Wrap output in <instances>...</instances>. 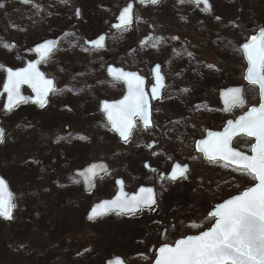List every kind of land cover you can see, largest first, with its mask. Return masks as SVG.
<instances>
[{
	"label": "rangeland",
	"instance_id": "obj_1",
	"mask_svg": "<svg viewBox=\"0 0 264 264\" xmlns=\"http://www.w3.org/2000/svg\"><path fill=\"white\" fill-rule=\"evenodd\" d=\"M129 1L0 0V64L17 67L30 58L31 47L36 43L71 32L72 36L49 61L53 63L49 69L53 68L59 88H72L69 93H83L84 99L92 95L87 83L94 81L91 91L94 89L103 99L112 89L105 77L104 60L128 68L121 53L125 42L129 43L130 36L140 37L145 26L142 20H148L152 37L143 47L148 54L139 55L129 65L132 70L137 67L136 71L149 81L150 66L163 61L171 87L175 84L174 89L183 90L185 96L179 99L178 106H169L171 115L178 119L174 127L165 130V139L152 150L147 162L164 171L176 158L187 161L190 170L186 180L175 185L150 181L156 188L153 208L127 216L114 213L87 224L84 217L88 197H82V188L75 183L69 184L67 193L63 192L60 174L68 172V179L73 180V168L91 161L94 150L102 159L116 146L114 169L122 170L137 185L143 182L140 162L122 154L123 148L109 134L103 114L86 106L88 99L80 103L69 96L47 109L23 104L7 115H3L0 100V119L5 130L0 142V176L7 181L16 205L13 219L0 217V264H104L115 257L127 264H151L155 257L151 249L209 229L213 220L207 214L213 206L254 184V178L246 172L219 163L202 164L199 157L191 155V146L207 129H217L227 119L255 105L256 91L249 87L242 106L223 114L217 90L242 83L239 46L247 35L264 27V0H208L209 14L203 6L193 7L181 0L146 3L134 15L130 29L118 38L111 36L103 50L84 53L83 42L106 31L115 13ZM3 44L13 47L6 49ZM140 59L147 66H140ZM66 66L84 71L66 83L70 77H63L59 69ZM100 67L103 73L97 71ZM173 76L175 81L171 80ZM2 81L0 72V88ZM74 116L88 132L90 142L83 137L68 140V145L62 142L64 138L59 134L76 122ZM173 129L178 135L169 133ZM94 132L95 138L99 137L97 143ZM235 146L241 151L250 148L245 139L237 140ZM51 184L55 195L48 199L45 190ZM33 192L38 196L32 197ZM106 195L105 189L95 193L96 197ZM164 228L167 233L163 237Z\"/></svg>",
	"mask_w": 264,
	"mask_h": 264
},
{
	"label": "snow or ice",
	"instance_id": "obj_2",
	"mask_svg": "<svg viewBox=\"0 0 264 264\" xmlns=\"http://www.w3.org/2000/svg\"><path fill=\"white\" fill-rule=\"evenodd\" d=\"M23 2L30 3L31 0H23ZM148 2L155 5L159 0H148ZM189 2L196 5L203 4L205 11L211 9L208 0H189ZM118 20L119 24L115 25L117 28H124L131 24V3L121 11ZM103 41L104 37L100 36L89 43L99 48L103 47ZM2 46L6 49L13 47L8 44ZM242 48L248 62L244 78L250 84L259 87L261 95L259 108L253 107L235 122L229 121V126L223 133L210 134V138L200 141L198 147L210 161H215L217 158L225 160L228 164L234 165L235 170L251 175L257 183L242 194L219 205L214 212L210 213L215 218V224L209 230L177 240L174 246L163 244L158 249L156 264H264V28H261L257 35L250 37V42L243 44ZM50 50L51 42L40 45L36 49L41 53L42 58L46 57ZM0 68L3 66L0 65ZM7 73L4 87L8 93L6 105L8 110L24 101L25 98L20 95L21 84L32 86L41 107L46 102L43 97L48 92L56 91L52 86L53 82L45 79L34 64H29L27 68L19 71L9 68ZM109 73L116 79L124 78L128 85L129 95L124 100L116 104H103L107 119L127 141L135 127L134 117L143 120L146 126L150 125L148 103L141 87L143 81L134 73L119 72L111 67ZM157 91L158 88L153 87V98H156ZM240 92L239 88L228 90L226 103L229 108L243 102ZM239 134L255 138L256 143L251 147V156L234 151L230 147L233 136ZM3 136V130H0V142H3ZM186 171V168L176 166L171 178L175 180L178 176L183 177ZM87 172L89 179L96 175L95 166L89 168ZM155 203L152 189L141 188L139 195L131 198L117 197L116 200L98 205L91 210L89 219L115 209L119 210L118 214H134L145 207L150 208ZM15 207L13 194L8 191L6 181L0 177V217L13 219ZM98 209L102 210L98 211ZM109 264H122V261L117 258Z\"/></svg>",
	"mask_w": 264,
	"mask_h": 264
},
{
	"label": "flooded vegetation",
	"instance_id": "obj_3",
	"mask_svg": "<svg viewBox=\"0 0 264 264\" xmlns=\"http://www.w3.org/2000/svg\"><path fill=\"white\" fill-rule=\"evenodd\" d=\"M145 4L140 5V4L135 3L134 4V14H136V12H138L140 9H142ZM184 4H189L193 7H198L197 5H195L191 2H184ZM119 11L117 13H115L113 23H115V20H116V17L118 15ZM210 11L211 10L208 11V14L210 13ZM76 16H77V18L79 17V15H76ZM142 22H145V26H143V29H142V35L140 37L135 36L133 38H131V36H130V38L128 39L129 43L127 44V41L125 42L126 44L124 46V49L121 52L124 54V59L126 61V64L128 65V68L122 67V65H117L115 63H111V61H109V60H104L103 67H104L105 77H106V67L108 65H114L118 68L124 69L125 71L136 72L140 75V77L144 78V80H145L144 93H145V98L147 100L149 110H150V126L143 127L140 118L134 117L135 127L132 129L131 134H130L129 138L127 139V141L122 142L120 140V138L110 130L109 125L105 121L107 128L110 131L109 134L111 136H113V138H114V142L116 141L118 144H120L119 147L123 148L122 154H129L130 156H132V158H134L140 162V167L142 170L141 176L143 175V182H141L137 185H134V181H132L131 177H127L122 170L116 171L114 169L112 160H113V157L117 154V147L116 146L114 148H110L109 154L105 155V157L102 159L100 158L99 153L97 155H95V150H94L95 156L93 155L91 157V159H92L91 161H88L86 163H83V164L73 168V171L71 172V174H72L71 178H73V180L68 179V175H69V174H67L68 172L60 174L61 175L60 183H61V185H64L63 192L67 193L69 184H72V183H75L82 188V197H84V196L88 197V201H87L88 210L95 203H97L101 200L110 199L114 196V194L116 193V189H117V187H116L117 180H120L119 183L122 184L124 191L126 193H128V195L134 194L136 192L137 188L140 186H151L154 189L155 201H156V188L150 184V181L156 182L157 184H160V185H164L166 183L175 185L179 182H185L186 177L188 175V172L190 170V164L187 163V161H181L178 158L174 159L167 166V169H165L164 171H160L158 168L151 166L147 162V157L149 155H151V153L153 152L152 150L159 148L160 143L163 142V140L165 139V137H163L165 130L167 128L175 126V123H176L178 117L171 115L170 110H169V106L171 105V103H175L178 106V101L181 97L185 96V92L183 90L174 89L175 84H173V86L171 87L170 81L165 76V72H164V68H165L164 66L165 65H164L163 61H161L160 64H158V65H159L160 73L164 79V88L160 92L156 93V98H153V93H152V90L150 89V87H152L154 84L152 69H153V66L155 64H152L149 68V81L139 71H136V70H138L137 67H134V68H136V70L131 69L133 66H131L129 64H131V62L134 59L137 60L139 55H143V53H146V51H145V49H143V47H145V45L150 40L149 39V40L143 41V39L148 34L149 26L147 24L148 20H142ZM112 24L109 25V28L106 31L105 30L99 31L97 34V36L104 34L105 35V42L107 40H109L111 38V36H115L118 38L119 34H121L123 31H127L128 29H130L132 27V26H130V27H125V28L112 29ZM150 31H151V29H150ZM72 34L73 33L70 32L68 35H66L64 37V39L69 38L70 36H72ZM90 40L91 39H89V41ZM83 47H85V48H83L84 53H88L89 55L99 52L98 50H95V49L87 46L86 41L83 43ZM57 52H58V50H56L53 53V55H55ZM63 53H65V51ZM147 54L148 53H146V55ZM53 55H51L50 58H48L47 60L43 61L40 64V70L45 74V76L54 80V89L56 90L54 92H51L49 97L47 98L46 103L43 106L46 109L48 107L54 105L58 100H66L69 96H71L76 102H80V103H83L85 101V99H88V100H86V106L94 107L99 112H100V106H101L102 101L119 102V101L124 99V97L126 95V90L124 89V84H122L119 81H115V80H108L112 86V89L107 90V92L109 93V96L106 98H103V99L98 92L96 93L94 91V89H92V91H91V88L93 87V83H95L94 81L87 83L88 88H89L90 92L92 93V95L87 96L84 99L82 98L83 93H79V92L69 93L70 91L73 90L72 88H64V87L59 88V86H58L59 82L57 83L55 77L53 76V74H54L53 68L51 71L49 69L50 64H52L51 67L53 66V63L49 62L51 60V58L54 57ZM241 59H242V69H243L242 75H243L244 70H245V63H244L242 55H241ZM23 63L24 62H22L17 67L22 66ZM202 63H204V62H202ZM205 63H204V65H205ZM86 64L87 63H85V65ZM139 65L140 66H147V63L144 62L142 59H140ZM136 66H138V62L136 64ZM59 69L61 70V75H63V77H65V78L70 77L69 79H67L66 83L69 82V80L72 79L73 76H76L79 73L84 71V68L75 69V68L69 67V66H66L64 69H62V67H59ZM102 70L103 69L101 67L97 69L98 72L101 71L103 73ZM0 72H1L2 77H3L4 74H3L1 69H0ZM175 79H176V76H173V78H171L172 81H175ZM89 83H92V84H89ZM169 87H171L172 90L170 92H167ZM221 88H224V87H221ZM221 88H219V89H221ZM219 89L217 90V101L219 104V109H220L221 113L228 114L229 112H224L222 110V107H221L220 102L218 100ZM254 89L256 91V96H255V98H256L255 102L256 103H255V105H253V107H257L260 103L259 90L257 88H254ZM57 91H59L60 94H56ZM22 93L24 95L29 94L28 90L25 88L22 89ZM94 98L96 100H94ZM89 101L92 102V104H90ZM43 107H37V108H43ZM250 107H252V106H250ZM244 112H242V113H244ZM164 114L166 115V117H163ZM167 116L170 118L164 119V118H167ZM73 118H74V120L76 119L75 116ZM75 121L76 122H74V124H72L71 126H65V128H64L65 131H63V133L60 132L59 136L64 138V140L62 142H66V145H68L69 144L68 140H76L77 137H83L90 142L88 132H86V130L83 128V126L81 125V122L79 120L78 121L75 120ZM227 121H228V119L217 129L210 128L207 130L219 131L222 129V127L224 126V124ZM169 133L174 134V135H178V133L175 129L171 130ZM191 133H193V132H191ZM155 134H157V136H155ZM165 134H167V132ZM170 134H169V138H170ZM92 135L94 137L95 142L97 143L99 137L95 138V135H96L95 132ZM203 136H204V134H203ZM202 137H200V138H202ZM240 139L248 140L249 144H250V148H251V146H252L251 140H249L247 138H240ZM197 140L198 139H195L192 143L191 155L194 158L199 157L200 162L202 164H217V163H219L217 161L216 162H206V161L202 160V158L198 154H196L195 149H194V144ZM168 141H169V139H168ZM127 148H133V149H131L130 151H127ZM250 148L249 149H243L242 151L240 148V152H243L244 154H249ZM97 150H99V148ZM98 161L105 162L108 166V171L106 173H104L103 175L99 176L98 178H96L93 185L89 189H86L85 185L83 184L82 179H80V177L75 176V173L77 171H82L88 164L93 163V162H98ZM145 164H147L148 167H146ZM219 164H222V163H219ZM174 166H180L181 168L183 166H186L187 167L186 176L184 178H180L176 181H172L171 179H169V178H171V174L173 172L172 169ZM225 167L230 168L232 170H235L233 167H229L228 165H225ZM151 169H152V171H151ZM144 179H146L147 183L145 182ZM99 189H105L107 191V195L96 197L95 193ZM45 195L47 196L48 199H52V197L55 195V193L53 191V185L52 184L45 190ZM35 196H38V195L36 194V192H33L32 197H35ZM88 210H87V212H88ZM87 212H86V214H87ZM86 214H85V216H86ZM108 216H110V215H108ZM99 219H101V218H95L91 221H87L86 217H84V221L87 224H93L94 222L98 221ZM166 233H167V228H164L161 232V235L164 237L166 235ZM74 243L76 244V242H74Z\"/></svg>",
	"mask_w": 264,
	"mask_h": 264
},
{
	"label": "water",
	"instance_id": "obj_4",
	"mask_svg": "<svg viewBox=\"0 0 264 264\" xmlns=\"http://www.w3.org/2000/svg\"><path fill=\"white\" fill-rule=\"evenodd\" d=\"M146 1H148V0H136V2H138L139 4H142V3L146 2ZM130 3L132 4V12H133L134 2L131 1V2H129L128 4H130ZM202 5H203V4H202ZM203 6H204V5H203ZM123 9H124V8H123ZM123 9H122V10H123ZM122 10H121V11H122ZM120 13H121V12H120ZM119 15H120V14H119ZM119 15H118V17H119ZM117 21H118V24H119V20H118V18H117ZM131 23H132V22H131ZM130 25H131V24H130ZM127 26H129V25H127ZM113 28H117V27H115V25H113ZM259 31H260V29H259L254 35H257V34L259 33ZM66 34H67V33H64L62 36L57 37L56 39H48V40H45V41L41 42L40 44H37L36 46H34V47L32 48V52L34 53V55L36 56V58H35L34 60H32V61H26L25 66H24L23 68L15 69V70H13V71H19V70L25 69V68H27V67L29 66V64H34V65L36 66V69L39 71V64H40L43 60L47 59V58L51 55L52 51L58 46L60 39H61L62 37H64ZM252 36H253V35H252ZM252 36H250V37H252ZM103 37H104V36H103ZM250 37L248 38L247 42H245V43H249V42H250ZM49 42H51V50L48 51L46 57L42 58L41 53L37 52L36 49H37V47H39L40 45L47 44V43H49ZM245 43H243V44H245ZM243 44H242V45H243ZM242 45H241L240 49H241V51H242V54H243V57H244V61H245V63H246V70H245V74H244V77H245V75H246V71H247V68H248V62H247V59H246V57H245V54H244V51H243ZM89 46L94 47L95 49L102 48V47L97 48V47L94 46L93 44H90ZM103 46H104V41H103ZM109 68H110V67H108V70H107V75H108V77H109L110 79H116V78H114L113 75H111V74L109 73ZM111 68H112V69H115V68H113V67H111ZM7 69H9V68H4V71H5V79H4V82H3V85H2V90H1V92H0V97H1L3 94H5V101H4L3 111L6 112V113L10 112V111L13 109V108H12L11 110H8V109L6 108V105H7V103H8V93L5 91V87H4V86H5V83H6V81H7V76H8ZM115 70H118L119 72H123L121 69H115ZM39 72H40V71H39ZM40 73H41V72H40ZM123 73H127V72H123ZM134 74H135V73H134ZM153 74H154V77H155V85H156V87L158 88V91H157V92H159V91H161V89L163 88V78H162V76L160 75V73H159V68H158L157 66L154 67ZM42 75H43V73H42ZM135 75L138 76L137 74H135ZM43 77H44V75H43ZM44 78H45V77H44ZM139 78H140V77H139ZM158 78H159V79H158ZM45 79H47V78H45ZM140 79L143 81V84L141 85V87H142V89H143V88H144V80H143L142 78H140ZM47 80H51V79H47ZM116 80H120L121 82L125 83V85H126V90H127V93H126V94H127V96H128V95H129V89H128V85H127L126 80H125L124 78H119V79H116ZM51 81H52V80H51ZM244 81H245L246 84L252 85V84H250L247 80H245V78H244ZM52 82H53V81H52ZM23 86L27 87V88L30 90L32 96H31V97H29V96H23V95L21 94V91H20V95H21L22 97H24L25 99H24L23 102H20L18 105H20V104H22V103H24V102H29V103H31V104H35V105L40 106V103L38 102L39 98H38V96H37V93H36V92L34 91V89L32 88V86L29 85V84H21V85H20V90H21V88H22ZM52 86H53V85H52ZM234 88H239V89L241 90V92H240V96H241V98H242V94H243V87H242V86H239V87H228V88H226V89H223V90L219 91V100H220V103H221V105H222V107H223V111H228V110H230V109L232 108V107L229 108L228 104L226 103V94L228 93V90H229V89H234ZM258 88H259V87H258ZM143 91H144V89H143ZM49 93H50V92H48L47 95L43 97V99H44L45 101H46V99H47ZM260 97H261V95H260ZM242 101H243V98H242ZM104 103H107V102H102V105H101V111L105 113V119H106V120L108 121V123L110 124L111 129H112L114 132H116V133L118 134V136L120 137V139H121L122 141H125V140L120 136L119 132L116 131V130L113 128L112 123L107 119V114H106V112L103 110V104H104ZM108 104H116V103H108ZM18 105H17V106H18ZM238 105H240V104H238ZM238 105H236V106H238ZM15 107H16V106H15ZM15 107H14V108H15ZM258 108H259V107H258ZM250 109H251V108H250ZM250 109H249V110H250ZM249 110H248V111H249ZM248 111H247L244 115H246V114L248 113ZM244 115H242V116H244ZM148 116H149V118H150L149 107H148ZM240 117H241V116H240ZM240 117H238V118H236L235 120H233V122H235V121H236L237 119H239ZM133 119H134V118H133ZM229 121H232V120H229ZM229 121H228V122H229ZM143 122H144V121H143ZM228 122L226 123V125H225V127L222 129V131H220V132H211V131H210V132H207L205 138L202 139V140H200V141L208 140V139L210 138V134H212V133H223V132L225 131V129L229 126V125H228ZM144 127H147V126L144 124ZM0 130H2L1 127H0ZM241 136L246 137V138H249V139H252V140L254 141V144L256 143V140H255L254 137H248L247 135L239 134V135L233 136L232 141H231V144H230V147H231V148H232V142H233V140H234L235 138H237V137H241ZM200 141H198V142L196 143V146H195L196 152H197V153H200V154L202 155V157H203L204 160L210 161V160L204 155V153H203L202 151L199 150L198 143H199ZM254 144H253V145H254ZM200 147H203V145H200ZM232 149H233V148H232ZM233 150H234V151H237V150H235V149H233ZM238 152H239V151H238ZM251 155H252V152H251ZM251 155H249V156H251ZM215 161H222V162L228 164L227 161H225V160H221V159H219V158H217ZM228 165H230V164H228ZM93 166H95V172H96V175L91 176V178L89 179L87 170H88L89 168H92ZM230 166L235 167L234 165H230ZM185 168H186V167H185ZM186 169H187V168H186ZM106 170H107V168H106V165H105L104 163H93V164L89 165L88 167H86L83 171L78 172V175H80V176L82 177V179L84 180V182H85V184H86V187H87V189H88V188L92 185V183H93L95 177H97L98 175L104 173ZM185 173H186V172H185ZM183 177H184V176H183ZM178 178H179V176H178L176 179H178ZM170 179H172V178H170ZM176 179H175V180H176ZM172 180H173V179H172ZM173 181H174V180H173ZM256 183H257V181L255 180V184H256ZM254 186H255V185H254ZM252 187H253V186H252ZM141 188H145V189H147V188H150V187H140V188L137 190L136 194H133V195L128 196V195L124 192V190H123V188H122V185H121L120 183H118L116 195H115L112 199H110V200H104V201H101L100 203L94 205V206L90 209V211H89V213H88V216H87V219H88V220H92V219H89V215H90V213H91V210H92L93 208L97 207L98 205L105 204V202H111V201H113V200H116L117 197L131 198L132 196L139 195V194H140V189H141ZM151 189H152V188H151ZM8 191H9V189H8ZM245 191H246V190H245ZM9 192H10V191H9ZM152 192H153V189H152ZM243 192H244V191H243ZM243 192H242V193H243ZM242 193H241V194H242ZM239 195H240V194H239ZM236 196H237V195H236ZM233 197H235V196H233ZM233 197H231V198H229V199H232ZM153 198H154V192H153ZM229 199H226V200H224L223 202L219 203L218 205H216V206L214 207V209H212V210L209 212V215H208V216H209L210 218H213V219H214V223H213V225L215 224V218L212 217V216L210 215V213L214 212V211L217 209V207H218L219 205L225 203V202H226L227 200H229ZM145 208H148V207H145ZM101 210H102V209H98V211H101ZM113 212H118V213H119V210H118V209H115V210H109V211L105 212V214L102 215V216H106V215H108V214H110V213H113ZM128 214H131V213H125L124 215H128ZM98 217H101V216H98ZM95 218H96V217H95ZM213 225H212V226H213ZM212 226H211V227H212ZM211 227H210V228H211ZM183 239H184V238H183ZM173 246H174V245H173ZM157 258H158V250L156 251V256H155V259H154V261H153L152 264H156V260H157ZM115 259H117V258H111V259L107 260V261L105 262V264H109L110 261H113V260H115ZM119 259H120V258H119ZM120 260H121V259H120ZM121 261H122V260H121ZM122 264H124L123 261H122Z\"/></svg>",
	"mask_w": 264,
	"mask_h": 264
},
{
	"label": "trees",
	"instance_id": "obj_5",
	"mask_svg": "<svg viewBox=\"0 0 264 264\" xmlns=\"http://www.w3.org/2000/svg\"><path fill=\"white\" fill-rule=\"evenodd\" d=\"M249 35H247V37H248Z\"/></svg>",
	"mask_w": 264,
	"mask_h": 264
}]
</instances>
